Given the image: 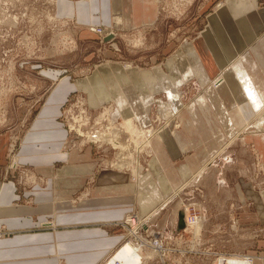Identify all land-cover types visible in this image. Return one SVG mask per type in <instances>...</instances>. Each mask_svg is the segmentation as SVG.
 I'll return each instance as SVG.
<instances>
[{
    "label": "rangeland",
    "instance_id": "374dc122",
    "mask_svg": "<svg viewBox=\"0 0 264 264\" xmlns=\"http://www.w3.org/2000/svg\"><path fill=\"white\" fill-rule=\"evenodd\" d=\"M79 1L82 0H0V135L6 134V146L12 147L9 152L6 149L5 155V166L14 169L12 180L18 194L12 204L39 209L40 205L51 202L59 208L58 212H31L33 217L43 215L46 218L35 220V225L29 228L31 230L16 232L1 225L0 239L16 234L38 237L50 234L48 238L35 239V242L47 243L39 244L42 248L31 256L36 259L32 264H107L125 241L140 246L143 255L140 264H224L225 258L242 257L250 258L251 264H264V213L256 204L260 200L263 203L264 199L261 193L260 200L255 199V194L264 188V156L252 142L245 148L234 144L229 150H220L219 156L215 154L211 158L210 167L201 176L193 177L178 188L163 210L152 214L153 219L140 216L135 210L119 218L111 217L109 213L93 212L99 175L103 171L124 172L127 181L136 184L137 179L147 172V163L153 156L151 139L158 131L167 129V120L171 118L159 116L155 112L156 105L150 106V126H142L136 117L128 115L113 118L112 113L116 111L113 102L90 109L86 92L80 88L71 92L62 103L59 120L72 140L68 151L74 150L79 155L87 153L90 163L94 164L84 182L75 179L70 180L69 186L62 183L55 187L54 182H48L59 174L55 173L56 170H51L50 178L44 172H36L34 168L17 162L16 152L28 130L34 108L43 103L61 77H68L71 81L83 78L97 63L111 59L109 51L121 55V62L128 67L138 60L140 53L145 62L148 60L145 55L159 53L156 58L162 63L179 43L193 41L206 25V13L225 2L158 0L157 19L147 24L145 30L121 31L106 24H81L69 10L70 3L76 5ZM257 6L264 7V0H257ZM95 27L111 30L113 38L103 41V34L90 31L89 28ZM109 44L113 49H109ZM164 47L165 55L161 53ZM245 47L248 48V44ZM244 55L238 53L236 63L229 64L236 68L237 74H234L240 78L247 103L259 109L264 104L260 97H256V85H252V78L243 67ZM201 88L183 84L177 90L189 106ZM17 97L22 98L25 109L18 121L14 116ZM123 118L131 120L130 128L137 131L131 132L132 128L123 124ZM179 126V121L174 119L168 127L177 129ZM147 127L152 132L148 145L142 146L146 138L142 131ZM139 146H142L141 151L135 154ZM54 167L58 170L61 163L56 162ZM63 185L69 187V196L58 195V187ZM61 204L69 208L62 210ZM184 212L201 220L195 227L197 233L191 225L179 228L175 223ZM58 214L60 218L70 220L61 224L57 222ZM129 217L139 221L140 229L134 233L133 226L128 224ZM151 220H170L175 225L171 229L157 230L150 228ZM93 228H101L107 235L123 233L122 239L100 261L70 263L67 254L95 251L99 235ZM83 229L90 231L84 232ZM56 232H66L71 246L60 247ZM154 237L162 241V253L142 243ZM18 257L17 264L21 263L23 256ZM14 259L9 257L5 261Z\"/></svg>",
    "mask_w": 264,
    "mask_h": 264
},
{
    "label": "crops",
    "instance_id": "0c3cea01",
    "mask_svg": "<svg viewBox=\"0 0 264 264\" xmlns=\"http://www.w3.org/2000/svg\"><path fill=\"white\" fill-rule=\"evenodd\" d=\"M70 5L71 14L81 24H106L121 31L145 30L158 15V0H82ZM205 20L206 25L199 35L193 41L179 43L162 63L156 58L159 53L145 55L148 56L147 62L142 60L144 56L140 53L138 60L128 67L121 62V55L109 51L111 59L97 63L83 78L71 81L68 77H61L43 103L34 108L28 130L16 152L17 162L34 168L36 172H44L50 178L51 170H56L55 173L59 174L48 182H54L55 187L62 183L69 186L70 180L75 179L84 182L94 164L90 163L87 153L79 155L74 150L68 151L72 140L59 120L62 103L71 92L80 88L86 92L90 109L113 102L116 110L112 113L113 118L128 115L136 117L142 126H150V106L156 105L155 112L159 116L171 118L167 120L168 126L174 119L180 123L177 129L167 126L153 136V156L147 163V172L137 179L136 184L127 181L124 172L103 171L99 175L93 212L109 213L111 217L119 218L135 210L140 216L153 219L154 212L163 210L178 188L193 177L201 176L210 167L211 158L220 150H229L234 144L245 148L252 142L264 156V107L258 109L247 103L240 78L235 76L236 68L229 64L236 63L238 53L245 54L243 67L250 74L252 85H256V97H260L264 104V7H258L257 0H225L216 10L206 13ZM108 47L113 49L111 44ZM161 51L165 55V47ZM183 84L202 87L189 106L177 90ZM15 101L14 116L18 121L25 109L21 97ZM6 142V134L0 135V226L16 232L31 230L29 228L35 225V220H46L43 215L33 217L31 212H58L59 208L51 202L40 205L39 209L12 204L18 194L12 180L14 169L5 166L6 149L8 152L12 149L6 146ZM228 156L225 155L224 159ZM56 162L61 163L58 170L54 167ZM68 186L58 187V195L69 196ZM260 193L264 199V188L255 194V199H259ZM260 202L256 204L264 213V200ZM65 207L69 208L61 204L60 209ZM57 217L61 224L70 220L60 218L59 214ZM160 221L151 220L150 228L165 230L175 225L170 220ZM93 230L99 235L95 251L67 254L70 263L100 261L108 250L119 244L123 235L116 232L107 235L101 228ZM56 235L60 247L71 246L66 232H56ZM45 237L50 234L40 237L16 234L1 238L0 264H17L19 255L23 256L19 264H32L36 259L31 256L42 248L39 244L47 243L35 242V239ZM9 257L16 259L6 262Z\"/></svg>",
    "mask_w": 264,
    "mask_h": 264
},
{
    "label": "bare ground",
    "instance_id": "6f19581e",
    "mask_svg": "<svg viewBox=\"0 0 264 264\" xmlns=\"http://www.w3.org/2000/svg\"><path fill=\"white\" fill-rule=\"evenodd\" d=\"M125 118H123L125 120V122L123 124L126 125L128 128H130V125H132V122L128 118L127 119H125ZM134 130L137 131L136 128H132L131 132H133ZM141 131H139V132H141ZM142 132L145 133V135H146V138L144 140V143H142V146L145 143H146V145H148V142H149L148 138L150 136V133L152 132L151 128H148V129H146V130H144ZM97 138H98V136H97ZM139 145H140V143H139ZM142 146L137 147V149L135 151V154H139L138 151H141L140 149H141ZM13 167H14V165H13ZM180 217H181V220H182V225L179 226V228H183V227L191 225V227H193V230H195L196 224L200 223V221H201L200 219L195 217V219L193 221V224H189L188 215L185 212H184V215L183 216L180 215ZM132 220H134V219H130L128 221L133 226L132 233H134V232H136L137 230L140 229V226L138 225V222H139L138 220L137 221L136 220L132 221ZM195 233H197L196 230H195ZM156 239H158V237H154L152 239L147 240V242H142V243H147V245H149L150 248H152V249L160 250L161 247H160L159 242L156 243V241H154ZM141 252L142 251H141V248H140L139 245H136V244L131 243L129 241H125V242L122 243V245H120V247L116 250V252L112 254V256L109 259V261L107 262V264H116L114 262H117V264H140L141 263L140 260L143 258V255L141 254ZM225 259L226 260H225L224 264H251L250 263V258H248V257L225 258ZM221 261H223V259H221L220 262Z\"/></svg>",
    "mask_w": 264,
    "mask_h": 264
},
{
    "label": "built area",
    "instance_id": "2783aa9c",
    "mask_svg": "<svg viewBox=\"0 0 264 264\" xmlns=\"http://www.w3.org/2000/svg\"><path fill=\"white\" fill-rule=\"evenodd\" d=\"M89 29H90V31H92V32H96V33H99V34H103L104 36H106V35H108V34H112V31H111V30H106V29H103L102 27H95V28H89ZM195 217H197V216H196V215L188 216V222H189V224H193V221H194ZM197 218H198V217H197ZM130 219H134V220H132V221H135V220H136L135 217H129L128 220H130ZM128 222H129V221H128ZM128 224H130V223H128ZM130 225H131V224H130ZM154 241H156V243L159 242L161 248H160V250H157V251L162 253V251H163V244H162V241L159 240V238L156 239V240H154ZM141 244H142V243H141ZM155 250H156V249H155Z\"/></svg>",
    "mask_w": 264,
    "mask_h": 264
},
{
    "label": "water",
    "instance_id": "95a60500",
    "mask_svg": "<svg viewBox=\"0 0 264 264\" xmlns=\"http://www.w3.org/2000/svg\"><path fill=\"white\" fill-rule=\"evenodd\" d=\"M111 38H113V34H108L106 36L103 37V41H109ZM182 225V220L181 217L179 218V226Z\"/></svg>",
    "mask_w": 264,
    "mask_h": 264
}]
</instances>
